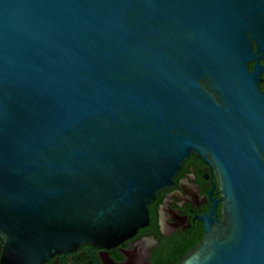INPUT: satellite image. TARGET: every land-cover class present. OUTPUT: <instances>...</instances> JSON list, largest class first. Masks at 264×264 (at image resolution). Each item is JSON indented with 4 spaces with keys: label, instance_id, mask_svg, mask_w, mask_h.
Masks as SVG:
<instances>
[{
    "label": "water",
    "instance_id": "water-1",
    "mask_svg": "<svg viewBox=\"0 0 264 264\" xmlns=\"http://www.w3.org/2000/svg\"><path fill=\"white\" fill-rule=\"evenodd\" d=\"M263 34L264 0H0L1 263L123 243L197 155L220 199L174 264H264Z\"/></svg>",
    "mask_w": 264,
    "mask_h": 264
},
{
    "label": "flooded vegetation",
    "instance_id": "flooded-vegetation-1",
    "mask_svg": "<svg viewBox=\"0 0 264 264\" xmlns=\"http://www.w3.org/2000/svg\"><path fill=\"white\" fill-rule=\"evenodd\" d=\"M248 69L258 74L264 93V36L252 43ZM214 199H220L214 169L202 158L191 155L173 186L162 191L149 207L148 226L115 247L82 245L56 254L44 264H174L201 241L205 227L200 217L210 213ZM220 209L221 202L217 205L218 214ZM2 249L0 245V264Z\"/></svg>",
    "mask_w": 264,
    "mask_h": 264
},
{
    "label": "trees",
    "instance_id": "trees-1",
    "mask_svg": "<svg viewBox=\"0 0 264 264\" xmlns=\"http://www.w3.org/2000/svg\"><path fill=\"white\" fill-rule=\"evenodd\" d=\"M179 256H180V255H179ZM179 256H178V257H179ZM170 264H171V263H170Z\"/></svg>",
    "mask_w": 264,
    "mask_h": 264
}]
</instances>
